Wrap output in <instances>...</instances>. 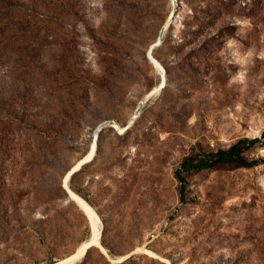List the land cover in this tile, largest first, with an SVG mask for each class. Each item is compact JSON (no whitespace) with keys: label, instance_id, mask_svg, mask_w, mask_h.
Wrapping results in <instances>:
<instances>
[{"label":"rangeland","instance_id":"obj_1","mask_svg":"<svg viewBox=\"0 0 264 264\" xmlns=\"http://www.w3.org/2000/svg\"><path fill=\"white\" fill-rule=\"evenodd\" d=\"M255 138L254 167L182 168ZM262 144L264 0H0V264L85 242L51 194L93 148L107 255L74 264H264Z\"/></svg>","mask_w":264,"mask_h":264},{"label":"trees","instance_id":"obj_2","mask_svg":"<svg viewBox=\"0 0 264 264\" xmlns=\"http://www.w3.org/2000/svg\"><path fill=\"white\" fill-rule=\"evenodd\" d=\"M223 7V5H222ZM258 139H244V140H239L237 143L233 144L227 149H219L216 152L204 155V156H190L187 157L183 163H182V168L184 170H208V169H213L216 168L220 165L224 164H237L241 167L245 168H251L257 165V162L255 160L250 161L246 155H245V150L250 149L253 147L255 144H257ZM263 144L261 145V147ZM260 147V148H261ZM86 164L82 165L81 168L76 171L75 173L72 174L70 180H69V187L72 189L75 193L83 197L85 200V195L82 193L80 189H78L74 185L75 177L83 171L84 167ZM70 170V169H69ZM181 179V177H179ZM184 191V187H181V193ZM51 196L53 199H64V198H69L67 191L63 188L62 184L59 185L54 191L52 192ZM182 197V195H181ZM87 201V200H86ZM88 202V201H87ZM82 221L85 224L86 227V232L88 233L87 238H85V241L89 239V234L91 233V227L89 220L86 215H81ZM91 235V234H90ZM84 242V240H83ZM78 247V246H77ZM89 250L85 253L84 257L87 256ZM129 259H126L125 261L122 262V264L127 263Z\"/></svg>","mask_w":264,"mask_h":264},{"label":"bare ground","instance_id":"obj_3","mask_svg":"<svg viewBox=\"0 0 264 264\" xmlns=\"http://www.w3.org/2000/svg\"><path fill=\"white\" fill-rule=\"evenodd\" d=\"M93 151H94V148L84 159H82L79 163H77V165L74 166L73 170H71L68 174L66 173L67 175L64 178V183H65V186L67 188V191L69 189L68 195H69L70 199L77 204V206L85 213V215L89 219L90 226L92 228V235L88 240H86L85 242H83L82 244L79 245V247L77 248V251L75 253H73L70 256L65 257L63 259H59L52 264H74L75 261L79 258H82L85 255V253L87 252V250L92 246H96V247L100 248L101 251L107 255V250L101 245V242H100L101 236H102L101 222L99 221L98 217L95 215V213H94L93 209L90 207V205H88L81 196H79L77 193H75L74 191H72L69 188V180H70L71 175L73 174V172H75L77 169H79L81 167V165L90 161V159L94 153ZM145 251L150 256L155 257V254H153V252H151L150 250H145ZM135 252H138V251H135ZM126 257L127 256H125L124 258H126ZM109 259L112 260L111 258H109ZM160 260L164 261L165 259L163 260L162 258H160Z\"/></svg>","mask_w":264,"mask_h":264},{"label":"built area","instance_id":"obj_4","mask_svg":"<svg viewBox=\"0 0 264 264\" xmlns=\"http://www.w3.org/2000/svg\"><path fill=\"white\" fill-rule=\"evenodd\" d=\"M259 152H260L261 154H264V145L259 149Z\"/></svg>","mask_w":264,"mask_h":264},{"label":"water","instance_id":"obj_5","mask_svg":"<svg viewBox=\"0 0 264 264\" xmlns=\"http://www.w3.org/2000/svg\"><path fill=\"white\" fill-rule=\"evenodd\" d=\"M62 186L64 187V184L62 183ZM66 191H67V189H66ZM68 192V191H67Z\"/></svg>","mask_w":264,"mask_h":264}]
</instances>
